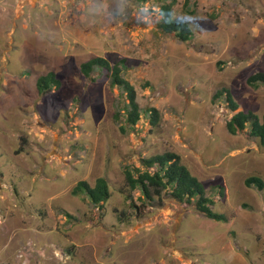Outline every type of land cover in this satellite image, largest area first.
Listing matches in <instances>:
<instances>
[{
  "label": "rangeland",
  "instance_id": "obj_1",
  "mask_svg": "<svg viewBox=\"0 0 264 264\" xmlns=\"http://www.w3.org/2000/svg\"><path fill=\"white\" fill-rule=\"evenodd\" d=\"M164 1L131 0L109 23L129 0H0V264H264V145L230 134L234 111L224 93L214 98L226 88L238 110L262 116L264 85L246 80L264 71V0H173L188 41L137 22V6ZM94 56L124 59L141 109L132 129H120L121 96L106 73H81ZM48 71L60 86L39 93ZM166 151L227 221L166 191L147 203L133 191L130 206L123 168ZM253 175L261 190L244 184ZM98 177L110 192L100 210L71 194Z\"/></svg>",
  "mask_w": 264,
  "mask_h": 264
},
{
  "label": "trees",
  "instance_id": "obj_2",
  "mask_svg": "<svg viewBox=\"0 0 264 264\" xmlns=\"http://www.w3.org/2000/svg\"><path fill=\"white\" fill-rule=\"evenodd\" d=\"M147 1V0H142ZM173 0L164 1L163 8L171 9ZM157 28L166 34H173L180 41H188L193 37V29L188 21L182 25H168L161 21ZM126 65L124 59L111 63L101 56H94L82 62L79 66L81 73L85 77H90L93 71H104L109 77V83L116 87L121 96L119 111L124 114L125 125H120V129L133 128L140 119L141 109L136 101V90L133 84L125 77L124 69ZM247 83L252 87L264 85V71H257L249 75ZM60 86V80L53 71H48L40 75L36 80V87L39 93H47ZM225 94V101L234 113L226 121V128L230 134L247 132V135L256 138L259 144L264 145V112L259 117L252 110H238V104L233 99L231 93L226 88H222L214 94V98ZM147 113L149 123L155 125L159 119L156 108L144 109ZM124 186L120 190L124 193V198L129 201L130 206L137 207L132 192L139 193L138 199L142 203L152 201L154 196L159 201L163 191H166L170 198L180 204L192 206L197 212L207 218L216 221H227L224 213L216 212L212 209L214 200L207 195L203 183L191 174L189 169L181 162L180 156L175 152L166 151L141 157L139 165L125 166L123 168ZM246 186H256L263 188L261 177L253 175L244 180ZM126 191V192H125ZM71 194L82 195L96 209L100 210L104 202L110 197L108 182L104 177H98L93 185L85 180L78 181L71 189ZM121 214V213H120Z\"/></svg>",
  "mask_w": 264,
  "mask_h": 264
},
{
  "label": "clouds",
  "instance_id": "obj_3",
  "mask_svg": "<svg viewBox=\"0 0 264 264\" xmlns=\"http://www.w3.org/2000/svg\"><path fill=\"white\" fill-rule=\"evenodd\" d=\"M111 2L116 3L117 0H111ZM129 5V7L124 8L122 4H119L117 14L113 15L112 19L109 20V23H121L123 20L117 19L116 16L121 12L128 16L129 10L132 7L131 0H129ZM101 7H105V0H101ZM106 7L111 8V4H107ZM135 15L137 22L144 24L158 25L163 21L164 24H175L179 26L187 22V18L183 13L177 12L173 9L166 10L159 4L137 6Z\"/></svg>",
  "mask_w": 264,
  "mask_h": 264
}]
</instances>
